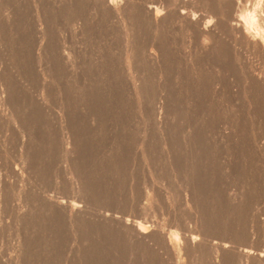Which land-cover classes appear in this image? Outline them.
Masks as SVG:
<instances>
[{
	"label": "rangeland",
	"instance_id": "374dc122",
	"mask_svg": "<svg viewBox=\"0 0 264 264\" xmlns=\"http://www.w3.org/2000/svg\"><path fill=\"white\" fill-rule=\"evenodd\" d=\"M102 1L0 0V264H264V0Z\"/></svg>",
	"mask_w": 264,
	"mask_h": 264
},
{
	"label": "bare ground",
	"instance_id": "6f19581e",
	"mask_svg": "<svg viewBox=\"0 0 264 264\" xmlns=\"http://www.w3.org/2000/svg\"><path fill=\"white\" fill-rule=\"evenodd\" d=\"M102 1V0H101ZM191 1V0H190ZM103 2V1H102ZM123 1H121V3H122ZM95 4V3H94ZM148 4V3H147ZM101 5V4H100ZM128 5V4H127ZM155 5V4H154ZM103 6V5H102ZM105 6L107 7V9L109 10V11H112V12H114V13H117L118 12V9H119V7L121 6L120 5V2L118 1V0H106V2H105ZM105 6H103V7H105ZM132 6V5H131ZM238 6V5H237ZM102 7V8H103ZM105 7V8H106ZM148 7V6H147ZM151 7V6H150ZM121 8V7H120ZM263 8V7H262ZM124 9V8H123ZM122 9V10H123ZM145 9V8H144ZM151 9V8H150ZM185 9V8H184ZM233 9V8H232ZM121 10V9H120ZM154 10V9H153ZM145 11H146V9H145ZM180 11V10H179ZM191 11V10H190ZM252 11V10H251ZM108 12V11H107ZM253 12V11H252ZM111 13V12H110ZM186 13V12H185ZM184 13V14H185ZM214 13V12H213ZM225 13V12H224ZM144 14H146V13H144ZM191 14V13H190ZM200 14V13H199ZM110 15V14H109ZM115 15V14H114ZM147 15H148V13H147ZM153 17H152V20L155 22V20L157 19V15L156 14H151ZM202 15V14H201ZM113 16V15H112ZM125 16H127V14L125 15ZM148 16H150V15H148ZM192 15H190V17H191ZM229 16V15H228ZM242 18H243V22H244V24H245V26L246 25H248V24H250V23H252V21H253V15L251 14V13H248V12H244L242 15ZM1 17V16H0ZM118 17V16H117ZM191 18H193V17H191ZM111 19V18H110ZM131 19V18H130ZM151 19V18H150ZM236 19H238L237 17H236ZM235 19V20H236ZM148 20H149V18H148ZM152 20H150V22H152ZM176 20V19H175ZM107 21V20H106ZM113 21V20H112ZM191 21V20H190ZM241 21V20H240ZM240 21L239 22H235L236 24V28L238 29V27H237V25H239L238 23H240ZM111 22V21H110ZM175 22V21H174ZM230 22V21H229ZM254 22V21H253ZM115 23V22H114ZM113 24V23H112ZM151 24V23H150ZM156 24V23H155ZM194 24V23H193ZM223 24V23H222ZM257 25H258V23H256ZM123 25V24H122ZM190 25V24H189ZM192 25V24H191ZM205 25V24H204ZM203 25V26H204ZM207 25H208V23H207ZM38 26V25H37ZM195 26H196V24H195ZM198 26V25H197ZM197 26H196V28H197ZM228 26V25H227ZM192 27V26H191ZM199 27V26H198ZM242 27V26H241ZM120 28V27H119ZM244 28V27H243ZM259 28V27H258ZM257 28V29H258ZM201 29V28H200ZM206 28H204V30H205ZM226 29H227V27H226ZM247 29V28H246ZM251 29V28H250ZM256 29V28H255ZM40 30V29H39ZM193 30V29H192ZM203 31V30H202ZM207 31H209V29L207 30ZM245 31V30H244ZM244 31H243V33H244ZM253 31V30H252ZM41 32V31H40ZM212 32V31H211ZM235 32V31H234ZM203 33H206L205 31L203 32ZM259 33V32H258ZM245 34V33H244ZM248 34V33H247ZM253 34V33H252ZM202 35V34H201ZM36 36V35H35ZM206 36V35H205ZM204 36V37H205ZM207 36H208V34H207ZM252 36V35H251ZM255 36V35H254ZM254 36H252V37H254ZM207 38V37H206ZM204 39V38H203ZM247 39H250V37L248 38L247 37ZM253 39V38H252ZM251 39V40H252ZM263 39V38H262ZM250 40V41H251ZM256 40V39H255ZM255 40H253V41H255ZM257 40H258V38H257ZM252 41V42H253ZM213 42V41H212ZM264 43V42H263ZM261 44H262V42H261ZM38 46V45H37ZM200 46V45H199ZM264 47V46H263ZM263 50V49H262ZM152 53V52H151ZM264 53V52H263ZM130 67V66H129ZM257 75V74H256ZM261 75V74H260ZM257 78V77H256ZM262 79V82L261 83H263L264 82V75H263V77H261ZM260 80V81H261ZM258 82V81H257ZM47 99V98H46ZM1 111V110H0ZM20 115V114H19ZM28 132V131H27ZM49 136V135H48ZM64 137V136H63ZM67 144V143H66ZM2 146H3V144H1ZM58 147V146H57ZM41 150V149H40ZM13 151V150H12ZM18 153V152H17ZM19 155H20V153H19ZM22 156V155H21ZM28 160V159H27ZM70 160V159H69ZM10 163V162H9ZM17 171H18V169H17ZM1 174V173H0ZM5 175V174H4ZM16 176V175H15ZM9 177V176H8ZM18 177V176H17ZM11 179V178H10ZM4 182V181H3ZM1 184V183H0ZM3 184V183H2ZM12 187V186H11ZM1 188V187H0ZM193 189V188H192ZM3 190V189H2ZM4 191V190H3ZM2 194V193H1ZM1 196V195H0ZM3 197V196H2ZM26 197V196H25ZM15 200V199H14ZM63 201V200H62ZM68 201V200H67ZM66 201V202H67ZM136 202V201H135ZM2 203V202H1ZM74 203V202H73ZM72 204V203H71ZM72 205H74V204H72ZM75 206V205H74ZM77 206V205H76ZM67 207V206H66ZM57 208V207H56ZM72 208H74L75 209V207H72ZM8 209H9V207H8ZM22 209V208H21ZM58 209V208H57ZM12 212V211H11ZM197 215V214H196ZM77 216V215H76ZM134 224V223H133ZM144 226H146V225H138L137 224V230L139 231V232H141V233H144V232H146L144 229H146V228H143ZM151 229H153V228H151ZM147 230V229H146ZM162 233V232H161ZM149 234V233H148ZM174 234V233H173ZM176 234H178V232L176 233ZM181 234V233H180ZM170 235H172L171 233H170ZM175 235V234H174ZM188 235V234H187ZM192 235V234H191ZM186 236V235H185ZM171 237V236H170ZM175 237H178V236H175ZM175 237H174V239H175ZM190 237V236H189ZM192 237H193V235H192ZM172 238V237H171ZM162 239V238H161ZM173 239V238H172ZM177 239H179V238H176V240ZM167 240V239H166ZM189 240V239H188ZM192 240V239H191ZM171 241V240H170ZM170 241H168V242H170ZM173 241H175V240H173ZM175 243H176V241H175ZM180 243V242H179ZM193 243V240H192V242H191V244ZM174 244V243H173ZM218 244V243H217ZM168 245H169V243H168ZM177 245V244H176ZM175 245V246H176ZM180 246H181V244H179ZM197 245H198V243H197ZM170 246H171V242H170ZM189 246V245H188ZM225 246V245H224ZM172 247H173V245H172ZM247 249V248H246ZM199 251V250H198ZM235 251V250H234ZM240 251H242V250H240ZM237 253V252H236ZM243 253L245 254V256H247V255H250V254H256L257 256H259V257H264V253H261V252H258V253H253L252 251H248V250H243ZM242 256V255H241ZM237 257H238V255H237ZM182 258V257H181ZM247 258V257H246ZM84 260V259H83Z\"/></svg>",
	"mask_w": 264,
	"mask_h": 264
}]
</instances>
